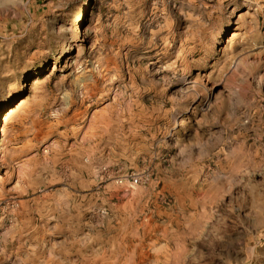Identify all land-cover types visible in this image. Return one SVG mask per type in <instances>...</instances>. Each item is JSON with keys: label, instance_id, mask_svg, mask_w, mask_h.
<instances>
[{"label": "rangeland", "instance_id": "1", "mask_svg": "<svg viewBox=\"0 0 264 264\" xmlns=\"http://www.w3.org/2000/svg\"><path fill=\"white\" fill-rule=\"evenodd\" d=\"M0 264H264V0H0Z\"/></svg>", "mask_w": 264, "mask_h": 264}, {"label": "bare ground", "instance_id": "2", "mask_svg": "<svg viewBox=\"0 0 264 264\" xmlns=\"http://www.w3.org/2000/svg\"><path fill=\"white\" fill-rule=\"evenodd\" d=\"M8 121H9V115H5L2 120L3 124L6 125Z\"/></svg>", "mask_w": 264, "mask_h": 264}]
</instances>
